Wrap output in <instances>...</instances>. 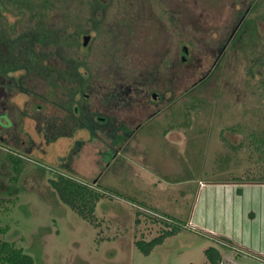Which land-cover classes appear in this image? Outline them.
Returning a JSON list of instances; mask_svg holds the SVG:
<instances>
[{"label":"rangeland","instance_id":"374dc122","mask_svg":"<svg viewBox=\"0 0 264 264\" xmlns=\"http://www.w3.org/2000/svg\"><path fill=\"white\" fill-rule=\"evenodd\" d=\"M31 2L58 39L32 43L40 71L0 68V244L37 264H209L221 239L197 226L142 254L136 241L165 227L137 211L159 199L187 225L207 183L264 177V0ZM0 13L10 41L40 35L35 10L0 0ZM244 18L259 36L249 50L229 43ZM78 27L81 50L66 37ZM57 173L106 191L99 225L60 200Z\"/></svg>","mask_w":264,"mask_h":264},{"label":"trees","instance_id":"16d2710c","mask_svg":"<svg viewBox=\"0 0 264 264\" xmlns=\"http://www.w3.org/2000/svg\"><path fill=\"white\" fill-rule=\"evenodd\" d=\"M15 1L23 6L29 7L33 11L35 10V17H38L39 19L38 28L40 35L34 37L30 36L27 38L24 37L22 42H20V40H15L12 42L7 36L0 34V65H2L0 68L5 72L31 69L40 71L39 64L43 59L39 56L32 43L42 44L48 40L55 41L58 39V34L57 32H54L53 30L46 27L45 18L41 16V13H38L39 8H35L31 0ZM85 33H87L86 30L78 27V29L73 34H69L66 37L69 38V40L72 39L73 43L71 44H75V46L79 47L81 50L87 46H84L83 42L79 46L78 40L81 41V37L83 36L84 38ZM258 41L259 36L257 34L255 21L245 19L236 38L233 41V45L238 47L239 44H242L245 50H249L252 49V46ZM49 75L51 78L54 77L53 72H49ZM79 88L81 87L78 86L71 89L70 94L72 99H74L75 92ZM77 111L78 109L75 110V112ZM58 136L63 137L65 134L57 135V137ZM5 158L10 164H12V169L15 173V180H18L22 170L24 169L22 166V158L11 153L6 154ZM49 183L64 204L73 209L82 219L86 220L87 222L96 226L99 225L97 216L95 214L98 203L107 195L105 190L97 189L95 187L93 189L88 183L81 182L78 179L72 178L71 176L63 173L55 174L54 177L49 180ZM137 215L138 218L144 216L139 210L137 211ZM164 215L167 216V214ZM171 219L172 223L164 222L158 219L151 220L155 224L163 225L165 227V231L160 236L155 237L151 241H146L145 239L136 241L135 246L137 250L148 256L156 247L162 245L166 239L177 235L186 226L181 220L172 217ZM137 221L139 223L141 220L138 219ZM2 231L7 232L6 230ZM205 255L210 264H224L222 262L221 254L217 248H208L205 251ZM0 264H37V262L35 258L28 254L23 248H19L9 241H4L0 244Z\"/></svg>","mask_w":264,"mask_h":264},{"label":"crops","instance_id":"0c3cea01","mask_svg":"<svg viewBox=\"0 0 264 264\" xmlns=\"http://www.w3.org/2000/svg\"><path fill=\"white\" fill-rule=\"evenodd\" d=\"M207 184L203 182V187L209 188L210 192L205 198L200 219H196L200 208L197 205L187 225L202 228L252 254L238 255L226 246L220 245L217 248L211 245L210 247L219 250L224 264H264L260 260L264 258V177L247 179L234 175L222 181L209 182L211 185ZM142 201H146L147 206L181 220L163 209L167 204L159 199L152 201V198L146 197ZM208 263L210 264L209 261Z\"/></svg>","mask_w":264,"mask_h":264},{"label":"built area","instance_id":"2783aa9c","mask_svg":"<svg viewBox=\"0 0 264 264\" xmlns=\"http://www.w3.org/2000/svg\"><path fill=\"white\" fill-rule=\"evenodd\" d=\"M139 211L143 213L144 217L147 219L153 220V219H158L164 222L172 223V219L169 216H166L160 212L155 211L152 208H147V207H138ZM152 222V221H151ZM188 225H186L184 228H187ZM220 245L226 246L228 248H231L236 254L238 255H244V256H252L251 253L247 252L246 250H243L242 248L231 244L230 242L220 240L218 241ZM260 260L264 263V258H260Z\"/></svg>","mask_w":264,"mask_h":264},{"label":"flooded vegetation","instance_id":"af4514ba","mask_svg":"<svg viewBox=\"0 0 264 264\" xmlns=\"http://www.w3.org/2000/svg\"><path fill=\"white\" fill-rule=\"evenodd\" d=\"M245 18H246V17H245ZM245 18H244V20H245ZM244 20H243V21H244ZM243 21L241 22L240 26H237V27L235 28L234 33L232 34L231 38L229 39V43L233 42L234 39L236 38V36H237V34H238L239 30H240V27L242 26ZM184 47H185V48L187 49V51H188V58H189V56H190V51H189V49H188V46H183V49H184ZM183 52H184V50H183ZM222 53H223V51H221V54H220V55H222ZM184 54H185V53H184ZM220 55L218 56L219 58H220ZM188 58H185V56H183V59H182L183 62H184V61H187ZM219 58L217 59V62L219 61ZM158 100H160V97H159ZM156 101H157V100H156ZM99 120H101V121H105L104 118H99ZM143 124H144V123H143ZM143 124H141V125L138 126L137 128H138V129L142 128V127L144 126ZM131 132H132V131H131ZM131 132H130V133H131Z\"/></svg>","mask_w":264,"mask_h":264},{"label":"water","instance_id":"95a60500","mask_svg":"<svg viewBox=\"0 0 264 264\" xmlns=\"http://www.w3.org/2000/svg\"><path fill=\"white\" fill-rule=\"evenodd\" d=\"M90 41H91V36L90 35L84 36V38H83V44H84V46H88V44H89ZM184 53H185V58H188V51H187V49H185ZM154 99L155 100H158L159 99V96L157 94H154Z\"/></svg>","mask_w":264,"mask_h":264}]
</instances>
